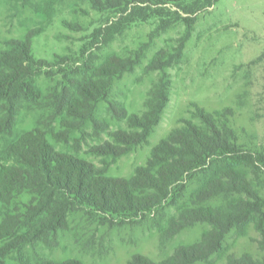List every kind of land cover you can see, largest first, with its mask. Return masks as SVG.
<instances>
[{"label": "trees", "instance_id": "1", "mask_svg": "<svg viewBox=\"0 0 264 264\" xmlns=\"http://www.w3.org/2000/svg\"><path fill=\"white\" fill-rule=\"evenodd\" d=\"M64 1L2 0L28 28L0 40V264H84L54 258L66 235L79 243L76 217L108 227L148 222L160 246L186 228L208 226L160 261L138 253L127 264L209 263L224 255L228 234L246 236L249 227L264 233V153L241 144L229 122L232 107L208 111L193 103L189 118L153 146L145 164L128 177L107 174L113 160L147 140L169 101L168 69L181 60L197 15L218 0H80L105 22L73 55L37 58L33 39ZM25 12L38 17L32 26ZM146 22L155 24L153 34L185 28L148 58L142 69L150 85L141 109L129 111L110 93L143 64L148 42L123 52L111 46ZM62 24L82 29L77 21ZM83 153L101 157L100 164ZM225 260L259 264L248 254Z\"/></svg>", "mask_w": 264, "mask_h": 264}, {"label": "rangeland", "instance_id": "2", "mask_svg": "<svg viewBox=\"0 0 264 264\" xmlns=\"http://www.w3.org/2000/svg\"><path fill=\"white\" fill-rule=\"evenodd\" d=\"M74 1L65 0L53 24L33 39V53L37 58L50 61L55 54L70 52L73 55L87 41L94 27L105 22L106 16L86 2L77 0L78 4L72 6ZM24 15L32 17L26 20L31 26L33 20L38 19L28 12ZM63 19L77 21L82 29L66 28ZM27 28L22 26L21 18L11 16L0 0V40L19 36ZM154 28L153 22L133 24L118 35L111 46L114 51L123 52L148 42L143 64L133 73L116 80L110 93L129 111L141 109L143 96L150 85V77L142 69L148 58L170 39L179 37L185 27L176 24L153 34ZM88 48L93 50V47ZM168 72L171 75L169 101L159 121L145 142L111 162L108 175L128 177L137 166L145 164L153 146L180 127L181 119L189 118L193 103L208 111L232 107L234 113L229 122L241 144L264 153V0H218L207 11L199 13L181 60ZM116 127L117 124H113L111 128ZM83 155L100 164L101 157ZM78 218L73 224L83 226L79 243L66 235L60 247L54 250V258L76 257L84 264H127L133 255L140 253L160 261L175 245L193 242L208 228L205 223L186 228L165 246H160L158 234L148 222L108 227L98 223V219L88 223L82 217L81 221ZM230 253L236 256L248 254L259 264H264V233L252 227L246 236L236 237L230 233L225 237L223 256H215L209 263L193 264H226L225 255Z\"/></svg>", "mask_w": 264, "mask_h": 264}]
</instances>
